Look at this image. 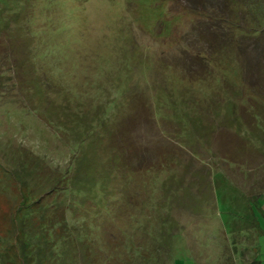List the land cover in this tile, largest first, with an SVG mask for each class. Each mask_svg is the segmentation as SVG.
Listing matches in <instances>:
<instances>
[{
	"label": "rangeland",
	"instance_id": "rangeland-1",
	"mask_svg": "<svg viewBox=\"0 0 264 264\" xmlns=\"http://www.w3.org/2000/svg\"><path fill=\"white\" fill-rule=\"evenodd\" d=\"M255 260L264 0H0V264Z\"/></svg>",
	"mask_w": 264,
	"mask_h": 264
},
{
	"label": "trees",
	"instance_id": "trees-1",
	"mask_svg": "<svg viewBox=\"0 0 264 264\" xmlns=\"http://www.w3.org/2000/svg\"><path fill=\"white\" fill-rule=\"evenodd\" d=\"M230 1V0H229ZM62 216H63V214H62ZM63 219H64V216H63V218H61V222H63ZM64 222H65V219H64ZM61 229V228H60ZM53 234H51V236H52ZM250 264H261V263H258L256 260L254 261V262H252V263H250Z\"/></svg>",
	"mask_w": 264,
	"mask_h": 264
}]
</instances>
